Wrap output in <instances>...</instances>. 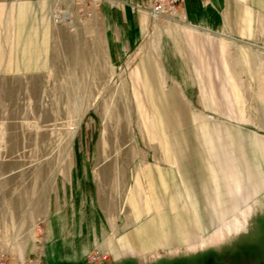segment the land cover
<instances>
[{
  "label": "rangeland",
  "instance_id": "1",
  "mask_svg": "<svg viewBox=\"0 0 264 264\" xmlns=\"http://www.w3.org/2000/svg\"><path fill=\"white\" fill-rule=\"evenodd\" d=\"M152 3L101 0L66 8L71 23L53 21L52 69L0 76V244L4 232L26 243L37 238L40 253L48 230L60 224L64 234L84 233L90 245L84 254L55 261L29 255L28 264H258L264 257L263 211L249 220L243 211L198 244L201 234L194 224L200 221L207 231L220 222L214 219L217 211H231L212 207L211 178L203 174L213 168L218 180L231 174L232 190L237 181L242 185L257 176L247 142L250 136L264 139L260 68L257 64L248 77L240 65L242 78L234 79L237 73L219 62L218 49L209 42L200 47L209 61L203 69L194 62L198 48L189 40L200 35L217 40L216 30L195 19L203 14L212 25L213 7L189 14L180 7L176 16L155 18L149 13ZM110 6H129L136 27L127 30L110 12L106 20ZM201 70L214 78H202ZM210 103L217 110L207 109ZM243 151L249 152V164L237 159ZM222 167H239L240 175ZM185 175L198 178L208 196L196 220L188 207L172 202L156 217L139 216L132 193L139 187L148 194L146 178L166 191L169 184L175 190L174 178L184 188ZM258 182L257 177L255 188ZM59 201L70 218L63 212L58 219ZM147 210L156 213L154 207ZM206 211L214 218L206 219ZM13 260L0 252V264Z\"/></svg>",
  "mask_w": 264,
  "mask_h": 264
},
{
  "label": "crops",
  "instance_id": "2",
  "mask_svg": "<svg viewBox=\"0 0 264 264\" xmlns=\"http://www.w3.org/2000/svg\"><path fill=\"white\" fill-rule=\"evenodd\" d=\"M212 1L213 4L210 5L213 7V9L210 11L212 25L206 22V17L201 13V15H197V18L195 19L199 23L205 26L207 25L208 27L216 30L215 34H217L219 37L217 40L212 38L211 40H204L203 37H200V35L197 36V38L194 36V38L189 40L190 46L195 44V48H198L195 52L196 56L194 62L198 65L200 64L204 69L203 64L209 61L206 59L207 54L203 50L202 51L204 53L200 51V47L201 49L204 47L207 48L208 46L204 44L210 42L213 48L217 47L218 49L219 55L217 54V56L220 58L218 59L219 62L223 65L229 64L234 73H237V76L236 74L233 76L234 79L242 78L238 68H240V65H244L248 77H252V75L256 73V68L259 66V77L263 80L264 0ZM207 7L209 6H206L203 0H185L184 6H181V10L183 14L184 8H186L187 13L189 14L190 12L194 13L195 10H203ZM53 9L54 0H0V76H20L26 74L39 75L52 69L54 37V25L52 20ZM107 10L109 11H107L108 13H105L106 20L110 12L109 16L117 15L127 30L128 28L133 30V25L136 27L137 23H134L133 20L134 13L129 6L121 7V9L110 6ZM104 29L106 31V23L104 25ZM200 73L201 77L204 79L214 78L212 76L213 74H208L203 70H201ZM206 106L209 110H217L212 103L208 105L206 104ZM230 111H232L231 107ZM213 123H216V121ZM248 140H246V142L248 141L247 144L256 167H254V169L257 172V176H254L253 181H248L247 183L244 181L242 182V185L237 181L233 184L234 190H232L231 185V189L227 186V184L232 180L228 179L232 176L231 174L226 175V178L218 180L216 179V176L218 175L215 173L213 167V169L211 168L212 170L210 173L203 174L204 176H208L209 179L211 178L212 188L209 195L212 207H215V209H219V207H227V209H231L232 212H227V210H222L221 212L219 210L217 211V214L214 215L216 218H214L212 217L211 212L206 211V219L211 220L214 218L217 220L219 218L220 221L216 226L207 231L202 230L200 221H194V224H196L198 227V234H201V238L200 240L196 241V244H198L199 241H204L209 231H212L223 223H228L234 217L236 220L241 216L239 214H241L243 211H247V220H249V218H255L257 215H263L264 139L256 135L250 136ZM239 155L240 156H237L238 160H245V163H248L246 161L250 160L249 152L243 151ZM222 158L227 160L230 158V156L226 157V159L224 157ZM145 169L150 170L152 179L156 181V184L161 183L158 177H154V174L150 168ZM182 170H184L186 174L189 170L193 171L189 174H194L195 171V169L191 168H183ZM222 170H225L226 173L237 172L235 173L236 176L240 175L238 173L239 167H235L233 169L234 171L232 168L227 169L225 167H222ZM159 172L166 174L162 169H158L157 174ZM195 174L199 175L198 173ZM166 175L168 178V174ZM172 175L175 177L174 174ZM188 175H185L186 177L182 178V184L184 188H182L181 184L174 180V178L173 184L176 187L175 190L172 189V184H169V188L166 191L158 190V188L154 189L155 186H152L151 184L152 180H150V178H146L148 194L146 195L144 191L139 189V187H136L137 189H135L134 193H132L134 207L138 209L139 216L147 214L149 215V218L151 216L156 217L159 214L158 209L168 208L172 202V204H174V206H176L178 209H181L184 206L188 207V212L191 219L193 215L195 216V219H192V221L196 220V216L199 214L198 208L200 209L198 206L204 207L203 202L206 198H208V196L206 195L205 191L201 190L198 178H190ZM220 175L221 173L219 174V177ZM257 177L259 179L257 187L260 188H255L254 186V181L257 179ZM168 181L170 183L169 179ZM188 181L189 184H187ZM224 185L225 188L222 189V186ZM157 187H159V185ZM222 190H226L227 192H222ZM148 199L153 202L152 205L145 202V200L147 201ZM150 207H154L156 209V213L153 214V212L147 210L150 209ZM63 210L64 207L59 201L58 207L55 210L59 220H62L61 217H63L65 214L63 212H66V217L68 218L72 216L68 210ZM3 218L6 220L5 217ZM4 219H2L3 223ZM176 222L178 223L177 220ZM0 224H2L1 220ZM244 228H246V226ZM254 228L252 229L253 231L255 230ZM49 230L46 234L45 247L40 251V253L38 244L36 242L37 238L33 239L34 243L30 242L28 238L26 243L25 238L19 236L12 239L6 235V232L2 233V238L4 237V244H0L3 245L0 246V249H2L0 252L7 255L8 257H15L16 261L13 260V264H28L29 255H34L36 258L40 256V258L51 259V261H55V259L59 257L66 258L68 256L74 257L84 254L87 251L88 246H90L89 242H87V245H85V241L87 239L84 233H79L77 236H75L73 231H69L67 234H64V227L60 224L57 226L55 231H51V229ZM241 230L242 229H238L237 232H241ZM183 246H179V249H182ZM263 261L264 257H260V262H258V264H262ZM232 264L241 263H236L233 261Z\"/></svg>",
  "mask_w": 264,
  "mask_h": 264
},
{
  "label": "built area",
  "instance_id": "3",
  "mask_svg": "<svg viewBox=\"0 0 264 264\" xmlns=\"http://www.w3.org/2000/svg\"><path fill=\"white\" fill-rule=\"evenodd\" d=\"M101 0H54V9H53V21L54 23L58 25H64L66 23H71V14L65 10L66 8H71L73 7H79L80 4H83L87 6L88 4L92 5H97L100 3ZM205 5H212L213 1L212 0H203ZM185 2V0H153L151 10L157 15V17L161 16H167V15H172L176 16L180 13V7L181 5ZM89 8H86L84 13L91 15L92 10H88ZM82 11V12H83ZM62 13H66L68 18L66 20L60 21V15ZM80 14V13H79ZM98 254V252L96 253ZM96 255H94L95 257ZM4 264V262H2Z\"/></svg>",
  "mask_w": 264,
  "mask_h": 264
},
{
  "label": "bare ground",
  "instance_id": "4",
  "mask_svg": "<svg viewBox=\"0 0 264 264\" xmlns=\"http://www.w3.org/2000/svg\"><path fill=\"white\" fill-rule=\"evenodd\" d=\"M149 13H150V15H152V16H154L155 18H157V15L153 12V10H151V11H149ZM60 21H63V20H65L66 18H68L67 17V15H65V14H63V16L62 15H60ZM174 19V18H173ZM186 22V21H185Z\"/></svg>",
  "mask_w": 264,
  "mask_h": 264
}]
</instances>
